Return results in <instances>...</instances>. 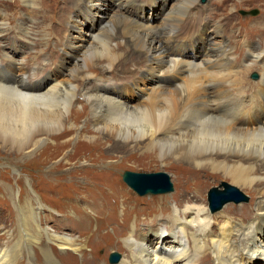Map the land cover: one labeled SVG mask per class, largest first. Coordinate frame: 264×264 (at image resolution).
<instances>
[{"label":"bare ground","instance_id":"1","mask_svg":"<svg viewBox=\"0 0 264 264\" xmlns=\"http://www.w3.org/2000/svg\"><path fill=\"white\" fill-rule=\"evenodd\" d=\"M68 1L71 4L65 0L68 3L67 10L73 7L82 10L84 5L85 8L87 6L86 11H80L77 16L68 15L70 27L74 31H82L84 36L78 34L79 36L75 37L70 34L66 37L67 40H64L65 37L62 39L55 37L54 40L66 46L62 53L65 57L69 56L68 59L75 61L76 70L68 71V75L66 74L68 77L63 80L67 69L60 60L41 78L30 81L32 78L30 74L37 70L43 73L45 65H32L33 70H30L28 75H25L26 71L20 72L18 75H21V78L17 79L10 74L5 64H2L0 66V138L20 147L29 143L34 145L39 137H46L47 141L62 138L66 131L74 129L73 120L78 119L79 112L74 101L78 100L88 108V114L90 113L91 120H94L93 128L96 132L90 138L91 142L92 138L93 140L95 138L93 142L110 139L113 146L120 149L129 148L131 145L136 147L139 141H147L144 152L159 153L161 161H165L164 164L168 163V159H172L179 164L192 165L197 170L204 168V171L221 174L223 178L230 180L237 187L236 189L252 191L257 199L255 203L258 210L255 209V213L251 216H244L247 211L254 208L251 207L253 206L251 202L250 205L241 206V214L237 216L228 214L232 213V210L226 209L230 204L226 203L227 205L223 207L225 210L219 217L213 218L214 214L223 209L210 211V201L207 207L201 202L203 201L201 197L194 199L191 197L192 199L188 200L191 202L185 197L181 206L174 205L176 208L171 211L167 219L170 221V227L162 226L159 222L142 224L144 227L141 229L136 228V224L133 223L127 228L131 229L130 233L118 232L120 234L118 240L122 241V249L126 254L123 257L119 253L121 257L116 264H206L202 257L210 256L214 257L212 264H264V244L258 242L259 237H256L258 231L261 232L260 224L264 222V187H261L264 181V74L263 88L258 91L263 104L258 108L251 106L252 108L249 109L244 106L246 102L244 89L247 83L242 79L244 77L242 74L246 70L251 71L255 66L259 67V62L264 59V51L256 49L255 43L245 42L243 45L249 49L248 57L254 61H251V67L248 62L244 72L233 71L237 66L235 62L233 65V62L231 63L234 57L230 49L232 46L226 41L215 42L216 37L220 35V27L212 25L213 19L189 40L175 41L176 30L179 28L175 25L177 21V18H174L175 12L179 15L190 13L189 9L196 0H180L167 16L165 14L168 6L170 8L172 3L166 4L162 0ZM152 3H158V6L151 7ZM109 5L117 9L116 13H121L114 17L113 21H106L105 24V16L111 15V9L107 8ZM195 11L194 14H189L183 23L190 29L197 25L198 11ZM156 19L159 22L152 24L151 21ZM102 20L105 25L93 34L92 30H96L97 21L102 22ZM161 20L163 24L158 30L149 28L159 25ZM4 25L5 23L0 25V28L4 29L1 33L8 31ZM20 29L25 32L23 23ZM119 32L122 33L123 42L112 46V40L118 37ZM88 36L89 39H86ZM202 37L206 45V54L197 53L196 44L190 46V42ZM90 39L93 41L89 42ZM20 40L11 43L12 57H16V54L22 51L20 48L28 44L25 41L23 43L22 40L19 46L14 47V44ZM7 56L8 54L5 53L6 60ZM196 58L202 60L199 63L194 62ZM145 60L147 67V69L144 67L145 71L150 74L145 82L157 86V92L147 101L148 105H133L132 98L125 100L127 95V90H123L125 83L112 88L102 84L103 77L108 73L116 76L117 79H121L123 75L120 72L128 71L138 75L139 72H143L140 64ZM248 60L246 59L245 62ZM9 64H11L10 60ZM125 66V70L122 71ZM133 66L137 69L133 70ZM183 77H186L185 83L178 84L176 79ZM46 78L52 80L42 86ZM165 82L170 84H164ZM91 83L95 87H89ZM131 84L129 85L132 86ZM175 84L177 86H174ZM217 85L222 87L221 96L220 92H217ZM169 87H177V89L172 90ZM212 93L219 95V99H211ZM254 97L249 96V101H255ZM217 101L221 106L220 109L217 108L218 110L215 108ZM252 120L257 122L254 128L244 129L236 126H250ZM66 175L60 174V176ZM224 191L219 195H226ZM168 193L171 191L162 194ZM188 195L190 196L189 193ZM217 197L220 200V196H216L215 199ZM76 198L66 197L64 201L75 203L71 200ZM87 199L88 197L85 199L82 197L80 200L87 201ZM104 203L106 205L105 201ZM94 205L96 208L101 207L96 203ZM92 209L91 211L95 212ZM59 213L62 217L60 228L68 225L66 220L75 222L69 218V213ZM91 217H83L86 228L90 223L93 225L98 221L97 217L93 220ZM28 218L24 220L25 225L29 221ZM36 226L37 233H44L49 242L44 252L45 264H66L60 256L68 259L69 251L78 253L84 261L83 264H105L104 261L99 262L96 258L86 261L87 241H83L81 236L59 234ZM147 230L148 233L145 235L144 232ZM151 231L155 232L151 233ZM152 245L156 246L153 248ZM53 246L54 249L58 247L59 254L52 251ZM14 250L13 253L17 251ZM111 251L117 250L113 248ZM7 252L6 249L0 248V264H13L17 260L11 259L12 255H8ZM69 259L76 260L72 257Z\"/></svg>","mask_w":264,"mask_h":264},{"label":"rangeland","instance_id":"2","mask_svg":"<svg viewBox=\"0 0 264 264\" xmlns=\"http://www.w3.org/2000/svg\"><path fill=\"white\" fill-rule=\"evenodd\" d=\"M66 1L71 4L70 1ZM162 1L166 4L172 3L170 8L168 6L165 14L167 16V13L180 0ZM29 3L32 4L30 5ZM68 3L65 0H28L27 3L25 0H0V25L5 23L4 27L8 29V31L1 33V30L3 31L4 29L0 28V66L5 64L10 74L19 79L21 78V75H18L20 72L26 71L27 74L25 75H28L29 71L33 70L32 65H45L43 67V73H39L37 70L34 73L32 72L33 74H30L32 76L30 81L41 78L46 72L53 69L60 60H62V65H65L67 69L65 76L62 78L63 80L68 77V71L76 70L74 66L75 61L71 60V58L68 59L69 56L65 57L62 53L66 46L60 41L55 42L54 39L55 37L57 39L65 37L64 40H67L66 37L70 34L75 37L80 34L83 35L82 31L77 32V30L74 31L70 27V17L72 14L77 16L80 11H86L87 6L85 8L84 5L82 10H79V7H73L67 10ZM156 6H158V3H152L151 5V7ZM107 8L109 10L111 9V15L105 16V24L106 21H113L114 17L121 13H116L117 9H114L111 5L107 6ZM189 10L190 13L181 15L174 10V18H177L175 25L179 27L176 30L177 38H175V41L189 40L209 20L213 19L212 25L214 24L220 27V35L218 34L219 37H216L215 42L226 41L232 46L230 49L233 51L232 57H234L231 59V63L233 62V65L235 62L237 66L234 67L233 71L244 72L248 62L251 67V61H254L248 57L249 49L243 45L245 42L255 43L257 45L256 49L264 51V0H196ZM195 10L199 14L196 17L198 18L197 25L190 29L185 24L183 25V23L189 14L192 15L196 12ZM252 10L257 11V14L254 16H243L241 13ZM69 14H71L70 17H68ZM104 21H97L95 26L96 30H92L93 34L102 29V26L105 25ZM158 22V19L151 21L152 24ZM22 23L25 26L24 30L26 34L20 31ZM162 24L163 20H161L159 25L149 28L158 30ZM181 25L183 26L180 27ZM45 34H47V37ZM14 38L21 39L14 44V47L19 46L22 40L23 43L24 41L28 43L23 48H20L22 51L18 52L16 57H12L11 55V43L13 44L17 41ZM86 39H89V36ZM202 39L203 37L198 40L194 39L190 42V46L192 47L196 44L197 53L206 54V45ZM91 41L93 39L89 40V42ZM121 41L122 33L119 32L118 37L112 40V46H115ZM5 53L11 56L10 58L7 56V60L5 59ZM247 57L250 59L248 60ZM189 59L192 60L193 58ZM246 59L248 60L247 62H245ZM9 60L11 64H9ZM146 60L149 59L146 58ZM146 60L140 64L143 72H139L138 75L128 71L120 72L123 75L121 79H117L111 73H108L105 77L102 74V84L112 88L125 83V88L123 89L124 91L127 90L125 100L132 98L131 100H134L132 102L133 105H148L147 101L151 96H154L153 93L157 92V86L150 84L151 82H145V79L147 81V77L150 75L145 71L147 69L145 67ZM201 60V58H196L194 62L199 63ZM262 60L259 62V67L255 66L253 70H246L242 74L244 76L242 79H245L247 83L244 89L246 97L244 106L246 108L249 107V109L252 107L258 108L263 104V99L258 94V91H261L263 88L262 75L264 74V59L262 58ZM125 68L126 66L122 68V71ZM135 68L137 69L136 66H133V70ZM254 73L257 75L256 79L251 78ZM58 76H61V74H58ZM184 78L186 79V77L176 79L177 83L184 84ZM51 80L50 78H46L42 86ZM93 84H95V81H93ZM93 84H89V87H95ZM164 84L170 83L165 82ZM174 86L177 85L175 84ZM209 88L211 91V87ZM217 88V92L219 93L222 87L217 85ZM169 89L175 90L177 87H169ZM251 95L255 96L254 99H256L253 102L249 101V96ZM210 97L213 100L219 99V95L213 93L210 94ZM74 102L75 107L79 109L78 119L73 120L75 124L74 129L66 131L62 138L47 141L46 137H39L34 145L29 143L22 147L0 138V248L6 249L8 255H12H10L11 259H17L13 264H45L44 252L49 242H47V237L44 236V233H37L36 225L40 229H48L59 234H69L73 235V237L81 236L83 241H87V247L85 249L86 261L96 258L99 262L104 261L103 263L110 264L108 259L113 252H118L117 254L120 253L123 257L126 254L122 249V241L118 240L120 239L118 238L120 235L118 232L130 233L131 229L128 230L127 228L133 225V223L136 224V228L140 227L141 229L144 227L142 224H156L159 222L162 226L170 227V221L167 219L170 217L171 211L176 208L174 205L178 204L181 206V202L186 199L185 197H187V201L192 198L201 197L203 200L201 202L208 207L209 201L207 202V198L210 191L221 193L227 187H235L230 180L223 178L221 174H214L209 170L204 171V168L197 170L192 165L179 164L172 159H168V163L164 164L165 161H161L159 153L153 152V154L152 152H148L149 156L148 153L144 152L146 144L148 143L147 141H139L136 147H132L131 145L129 148L121 147L120 149L115 145L113 146V142L110 139H100L97 142H93L95 138L94 140L92 138L91 142L90 138L96 132L95 128H93L94 120H91L92 115L90 113L88 114L89 110L83 106L82 102L78 100ZM216 105L215 108L220 109L219 101H217ZM86 120L87 123H85ZM256 125L257 122L252 120L250 126H236L249 129L254 128ZM124 172L165 173L169 176L172 184L171 193L138 196L123 182L122 175ZM63 173L67 175L60 176ZM261 187H264V181L261 183ZM236 190L240 193L244 202H229L230 204L227 205L225 203L218 208L223 209L224 205H227L226 209L230 208L232 210V213L229 212L228 214L237 216L241 214V206L250 205L251 202L253 205L251 207L254 208L251 209L252 211H247L244 216L253 215L255 209L258 210L256 206L257 199L253 195L254 193L246 189L238 188ZM196 192H198V195H196ZM66 197L77 198L71 200L75 203H70L66 202V200L64 201ZM82 197L84 199L88 197L87 201L80 200ZM94 203L101 205V207L96 208ZM91 209L95 212H92ZM224 210L214 214L212 217H219ZM59 212L69 213V218H72L75 222L66 220L68 225L60 228V222L62 221L60 218L62 217ZM75 212L78 213L77 215L79 217ZM81 212L83 213L82 215ZM73 215L74 217H72ZM87 215L92 216V220L94 217L98 218V221L94 222L93 225L90 223L88 228L85 227L84 222V218L88 217ZM25 218L29 219L27 225L24 222ZM98 225H101V227H98ZM263 227L264 222L259 227V229L261 228V232L258 231L256 235L257 238L259 237L258 242L261 244H264ZM82 228L86 229L82 230ZM96 231L98 234H96ZM153 232L155 231H151V233ZM147 233L148 230L144 232L145 235ZM155 246L152 245L153 248ZM25 248L29 251H25ZM56 248L58 249V247ZM113 248H116L117 251H111ZM55 249L53 246L52 251L59 254L60 250ZM13 250L16 253H13ZM77 254L69 251L68 259L62 256L60 258L66 264H83L84 261ZM69 257L76 260H70ZM202 258L203 260L205 259L206 264H212L214 259L213 256Z\"/></svg>","mask_w":264,"mask_h":264},{"label":"water","instance_id":"3","mask_svg":"<svg viewBox=\"0 0 264 264\" xmlns=\"http://www.w3.org/2000/svg\"><path fill=\"white\" fill-rule=\"evenodd\" d=\"M243 16L251 15L254 16L257 14V11L250 12H241ZM252 78L256 79L257 75L252 74ZM123 182L138 196L145 195H159L164 192H169L172 190V184L170 182V178L165 173H133V172H124L122 175ZM226 195H219L220 192L216 193L214 191H210L208 193L207 202L210 201V210L215 211L219 209L222 203H239L244 202L240 193L234 187H227L224 191ZM216 196H220V200L217 199ZM210 198V199H209ZM119 260V255L113 253L109 256V263L116 264Z\"/></svg>","mask_w":264,"mask_h":264}]
</instances>
